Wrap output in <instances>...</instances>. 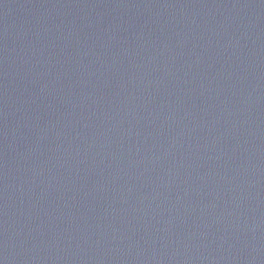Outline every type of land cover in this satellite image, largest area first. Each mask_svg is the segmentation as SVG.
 Instances as JSON below:
<instances>
[{
	"label": "water",
	"instance_id": "water-1",
	"mask_svg": "<svg viewBox=\"0 0 264 264\" xmlns=\"http://www.w3.org/2000/svg\"><path fill=\"white\" fill-rule=\"evenodd\" d=\"M0 264H264V0H0Z\"/></svg>",
	"mask_w": 264,
	"mask_h": 264
}]
</instances>
